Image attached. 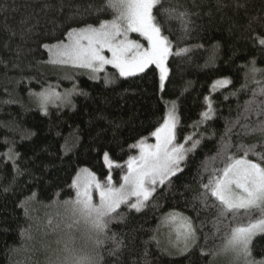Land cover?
<instances>
[{
	"label": "trees",
	"instance_id": "trees-1",
	"mask_svg": "<svg viewBox=\"0 0 264 264\" xmlns=\"http://www.w3.org/2000/svg\"><path fill=\"white\" fill-rule=\"evenodd\" d=\"M104 3L0 0V264H29L36 244L22 238L21 231L32 233L31 205L71 199L70 185L82 168L103 180L109 171L103 163L104 152L116 164L125 165L135 155L130 146L141 139L150 140L173 102L179 117L178 141L191 135L203 137L201 144L189 154L181 173L157 187L145 209L137 213L122 206L118 210L124 219L109 225L108 236L115 234L123 244L117 254L110 255L113 244L108 240L101 250V264H211L214 256L210 250L220 243L214 227L215 210L202 208L197 197L202 191V175L207 183L212 168L223 167L220 158H212L226 125L239 118L231 133L232 144H256V151L264 152V136H246L241 127L258 119L255 114L248 121L243 119L244 105L259 87L251 79L246 82L245 73L253 59L257 68L264 69V48L253 40L264 36V0H163L154 9L163 34L172 41L173 52L189 49L168 58L163 92L154 66L127 78L110 69L99 81L79 72L71 104L40 112L31 94L52 87L57 80V69L47 62L49 54L42 45L63 40L70 28L89 23L98 26L110 19ZM170 7L189 13L187 33L178 20L161 14ZM213 55L215 60L210 62ZM105 78L113 82L105 86ZM222 79L231 83L211 94L214 82ZM257 79L264 81V76ZM205 97L210 98L214 111L211 120L201 123V113L207 110ZM9 150L18 173L13 160L5 155ZM230 151L235 152V147ZM124 171L125 167L119 166L111 170L115 181ZM172 211L192 218L198 229V246L183 256H168L150 240L159 217ZM252 250L257 260L264 259V235L254 238Z\"/></svg>",
	"mask_w": 264,
	"mask_h": 264
},
{
	"label": "snow or ice",
	"instance_id": "snow-or-ice-1",
	"mask_svg": "<svg viewBox=\"0 0 264 264\" xmlns=\"http://www.w3.org/2000/svg\"><path fill=\"white\" fill-rule=\"evenodd\" d=\"M162 2L163 0H105L103 7L111 13V18L100 21L98 26L89 23L70 28L63 40L43 44L42 47L49 54L47 62L86 69L92 73L90 78L93 80L99 78L96 74L104 72L107 65L116 69L119 76L124 78L144 73L154 66L159 70V90L163 92L168 77V58L183 55L189 49L182 48L173 52L172 41L163 34L154 12ZM161 14L169 20H178L183 32L189 31L191 20L186 10L170 7L162 9ZM133 33L141 40L130 38ZM253 40L264 48V36H254ZM141 41H146V44ZM214 60L213 55L210 62ZM246 67L248 72L245 73V81L251 79L259 87L253 91L252 99L246 101L243 119L248 121L252 114L258 119L254 124L245 123L241 127L246 136L253 133L264 136V120L259 119L264 116V99L257 100V97L264 98V81L257 79L258 75L264 76V69L256 67L255 59ZM112 82L105 78V86ZM229 83L230 80L222 79L212 87L216 89ZM246 86L247 83L242 88ZM70 94L61 97L47 89L31 95L46 114L50 101L68 100ZM205 102L207 111L201 113V123L211 120L214 111L208 97H205ZM239 123L238 118L231 125H226L221 136L222 143L216 157L212 158H220L223 167L212 168L207 183L203 182L202 175V191L197 199L202 208L215 210L214 227L216 234H219L220 243L210 250L212 256H227L230 264H264V259L257 260L252 250L254 237L264 235V152H257L256 144H232L231 133ZM178 124L177 106L173 102L171 108H166L163 122L150 134L155 143L150 144L146 139H141L131 145L130 147L138 149L139 154L130 156L125 165L116 164L110 159L109 153L104 152V166L109 171L103 180L88 168L80 169L70 185L74 198L64 201L62 205L67 213V231L62 240L57 242L60 247L49 257V264H101V250L108 240L113 244L110 255L121 250L123 241L117 240L115 234L108 236L109 225L124 219V215L118 210L122 206L137 213L145 209L157 187L170 183L172 177L181 173L189 154L194 153L201 144L203 137L193 139L191 135H186L183 142H179ZM233 147L235 152L230 151ZM5 155L13 160L15 169V156L11 150ZM250 156H254L255 160L250 159ZM117 166L127 168L118 186L111 174V169ZM15 170L18 173V169ZM204 171H208L207 164L204 165ZM162 227L168 229V244L176 253L184 255L198 246L195 221L183 213L172 211L159 217L157 228L150 237L158 248L160 241L157 234ZM21 237L31 240L30 230H22ZM162 251L168 252V249Z\"/></svg>",
	"mask_w": 264,
	"mask_h": 264
},
{
	"label": "rangeland",
	"instance_id": "rangeland-1",
	"mask_svg": "<svg viewBox=\"0 0 264 264\" xmlns=\"http://www.w3.org/2000/svg\"><path fill=\"white\" fill-rule=\"evenodd\" d=\"M130 38L141 40V38L135 33L130 34ZM141 42L146 44V41H141ZM105 54L110 55L109 53H105ZM54 66L57 69V80H56V82L54 83V85L52 87L42 89L40 92L47 90V89H51L55 93L59 94L61 97H64L65 94H68V93H71V94L68 96V100L54 99V100L50 101L48 106H47L46 112L51 108H55V107L63 108V107H68L71 104L72 98L77 93L76 77L79 74V72H81L83 74V76L90 79L91 81H99L101 79H104V75L110 69L114 70L118 74L116 69L112 68L110 65H107V66H105L104 72L96 74V75H98L99 78L96 80H93L90 78L92 73H90L86 69H75V68H71L68 66H59V65H54ZM166 67H167V64H166ZM157 73H158V79H159V70L158 69H157ZM118 76H119V74H118ZM122 78H124V77H122ZM215 83L216 82H214V84ZM221 88H223V87L218 86L216 89H213V87H211L210 93L212 94L213 92H216L217 90H219ZM31 100L33 101L34 105L36 106V108L40 112L45 113L44 111L41 110V108H40V106H39V104H38V102L34 96H32ZM171 106H172V103L168 104L167 108H171ZM206 106H207V104H206ZM147 142L150 144H154L155 139L153 137H151L150 140ZM188 146H190V144ZM134 150H135V155H138L139 154L138 149L134 148ZM103 163H104V161H103ZM126 171H127V168L125 166V171H124L123 175L126 173ZM112 176H113V174H112ZM114 183H116L118 186V184L120 183V180L115 181V179H114ZM72 198H74V192H73ZM62 205H63V203H51L50 205H48V204L47 205H37V206L31 205L28 208V213H30V215L32 217L31 218V221H32L31 222V230H32L31 234H33L32 235L33 238L30 241H28V243L33 245V242H34V244H36V246H34L35 249H33L34 254L30 253L29 264H49V257L52 256L54 251L60 247V245L57 242L62 240L65 232L67 231L66 221H65L67 213L65 212V209ZM156 228H157V226H156ZM157 235H158V239L160 241V249L162 250V249L167 248L168 252H171L172 254H168V252L162 251L163 253H165L168 256H172V257L183 256V255L176 253L175 249H172L169 247V244H168L169 235H168V229L167 228H163V227L160 228ZM34 238H36L37 242L35 241ZM211 264H230V259H229V257L224 256V255L215 256V257H212Z\"/></svg>",
	"mask_w": 264,
	"mask_h": 264
}]
</instances>
